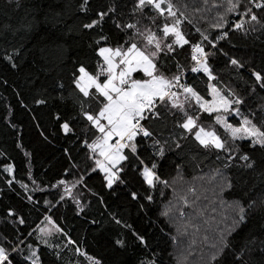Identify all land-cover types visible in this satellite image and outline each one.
I'll return each instance as SVG.
<instances>
[{
    "label": "trees",
    "instance_id": "1",
    "mask_svg": "<svg viewBox=\"0 0 264 264\" xmlns=\"http://www.w3.org/2000/svg\"><path fill=\"white\" fill-rule=\"evenodd\" d=\"M81 3L82 0H19L17 6L15 0L12 3L0 0V246L9 250L13 245L18 248V252L13 253L17 264H26L23 257L28 254L29 245L39 250L44 264H92L93 261L141 264L149 260L157 264H177L176 248L180 250L179 255L208 259L210 264H264V175L259 170L243 177L239 170L228 171L235 188L224 193V202L218 195L221 178L215 172L217 168L223 170V163L214 155L204 154L192 140L182 141L183 151H169L159 162L157 172L167 181V186L158 184L155 189L148 190L138 176L129 172L125 184L109 190L104 187L102 176L91 172L92 162L81 146L84 133L72 119L75 113L58 99L57 83L63 80L67 86L74 62L95 68L98 58H94L91 46L100 35L108 36L113 47L124 42L126 37L114 29L111 21L103 25V31L97 26L89 32L82 25L95 11L106 10L112 5L117 6L123 19H130L127 12L131 9V0H90L87 14L81 11ZM172 3L178 15L185 18L182 28L192 42L199 41L200 32L212 38L218 36L219 30L213 25L219 22L221 15L229 24L237 21L234 14L226 11L228 0H172ZM258 15L264 19V13ZM229 36L230 39L220 41L225 51L250 62L258 71L264 69V28L257 25V31L247 35L229 31ZM6 55L13 59H5ZM190 55V48L186 46L177 50L176 59L189 65ZM176 59L166 64L173 72ZM224 62L222 56L212 58L218 82L241 92L245 98V113L264 109V92L252 94L247 88L251 83L250 73L236 76L234 70L225 68ZM12 63L17 67L13 68ZM204 81L206 78L202 74L195 78L202 92H206ZM186 82H193L192 73H187ZM37 99H46L48 103L38 105ZM57 114L61 115L59 121ZM64 120L75 127V134H63L59 125ZM200 122L206 128L212 124L206 114ZM220 132L223 135L222 129ZM66 151L70 155H66ZM8 164L14 166L13 177L4 171ZM66 171L70 173L67 177ZM81 175L85 183L77 185L73 192L85 206L84 212L77 215L76 205L70 199L51 210L45 207V200L53 203L58 200L51 185L65 178L72 182ZM6 179H15L17 183L9 187ZM21 183L28 185L27 193L20 187ZM37 188L46 191H34ZM132 192L138 194V200L131 199ZM146 193L152 195L151 202L145 199ZM189 194L201 197L208 205L215 199L218 211L225 215L216 217L217 223L224 220L228 226L223 245L220 249H212L210 254L204 245L200 248L181 242L182 231H177L172 225L173 218L170 219L174 210L165 208L173 199L168 205L180 211L178 197ZM28 195L35 203L28 202ZM236 202H242L247 209L243 223L238 222ZM250 203L253 207L248 209ZM225 207L228 211L223 210ZM9 209L22 217L25 224H13L12 218L7 217ZM189 209L182 205L181 214L184 216L183 212ZM45 216H50L64 233L63 236L56 233L49 239L50 244L57 246L55 251L38 243L33 231L46 222ZM116 219L122 224H116ZM133 232L143 236L147 244H139ZM68 237L76 242L75 246H66ZM118 240L124 242L122 247L117 244ZM225 243L227 248H224ZM76 247L85 255H78ZM188 258L182 264L188 263Z\"/></svg>",
    "mask_w": 264,
    "mask_h": 264
},
{
    "label": "snow or ice",
    "instance_id": "2",
    "mask_svg": "<svg viewBox=\"0 0 264 264\" xmlns=\"http://www.w3.org/2000/svg\"><path fill=\"white\" fill-rule=\"evenodd\" d=\"M15 3L18 6L19 0ZM89 7L90 0H82L81 11L87 14ZM226 11L234 14L237 21L229 24L221 15L219 22L213 25L219 35L212 38L200 32L198 42L190 41L185 35L182 28L185 18L178 15L172 0H131V9L127 12L130 19H123L117 6L112 5L106 10L95 11L83 22V29L91 32L97 26L103 31V25L111 21L114 29L126 37L122 44L113 47L108 36L100 35L91 46L94 58H98L95 68L74 62L67 86L63 80L57 83L58 99L75 113L72 119L84 133L81 146L87 150V158L92 162L91 172L102 176L104 187L112 190L116 185L125 184L129 172L138 176L148 190L155 189L158 184L167 186V181L157 172L159 162L169 151H183L182 141L188 140L194 141L204 154L214 155L223 163V170H215L216 176L221 178L218 195L222 202L224 193L235 188L228 171L239 170L241 177L257 170L264 175V109L245 113L244 96L231 85H221L212 66V58L222 56L225 68L234 70L236 76L250 73L251 83L247 85L250 93L264 92V69L258 71L250 62L237 58L220 45V41L230 39L229 31L247 35L257 31V25L264 28V19L258 15L264 13V0H228ZM117 16L121 18L117 19ZM145 20L148 23H144ZM186 46L191 52L189 65L176 59L177 50ZM5 59L11 61L13 57L6 55ZM173 59H176L174 72L166 67L167 61ZM11 66L17 67L15 63ZM189 71L193 74L192 83L186 82ZM199 74L206 78V92L195 83ZM36 103L45 105L48 101L37 99ZM205 114L212 121L207 128L200 122ZM56 119L61 120V115L57 114ZM59 127L65 136L75 134V127L68 120ZM66 155L70 154L66 151ZM4 171L9 177L14 176L12 164L6 165ZM69 174L66 171L64 175ZM6 183L11 187L17 181L6 179ZM84 183L83 175L72 182L59 179L51 185L58 200L55 203L45 200V207L51 210L56 204L70 199L76 205L77 215L84 212L85 206L73 192L77 185ZM20 187L27 193V184L21 183ZM34 191L46 190L37 188ZM27 199L29 203H35L31 195ZM131 199L138 200V194L132 192ZM145 199L151 202L153 197L146 193ZM253 203L248 204V209ZM235 206L238 222L243 223L247 209L242 202H236ZM7 217L12 218L13 224H25L12 209L7 211ZM44 220L46 225H38L33 231L38 243L55 251L57 246L50 244L49 238L54 232L62 236L64 233L50 216H45ZM115 222L122 224L119 219ZM133 235L139 244H147L143 236L135 232ZM117 244L122 247L124 242L118 240ZM75 245L76 242L68 237L66 246ZM28 247L29 252L23 257L26 264H44L39 250H34L31 245ZM227 247L225 243L224 248ZM75 250L78 255H85L79 247ZM17 252L15 245L11 250L0 246V264H17L13 258V253ZM92 264L100 262L93 261ZM141 264H157V261H141Z\"/></svg>",
    "mask_w": 264,
    "mask_h": 264
},
{
    "label": "rangeland",
    "instance_id": "3",
    "mask_svg": "<svg viewBox=\"0 0 264 264\" xmlns=\"http://www.w3.org/2000/svg\"><path fill=\"white\" fill-rule=\"evenodd\" d=\"M211 9V7L209 6ZM147 159V157H145ZM192 193V192H191ZM178 201L180 202V211L174 209L168 204L173 203V199H171L166 204V210L170 208L174 210L173 215L171 214L170 219L172 221L177 231H182L180 236L183 237L181 240L182 243H185L189 246L194 244L200 248L207 247L209 249V254L212 252V249H220L223 245V240L225 239L227 223L224 220H221L220 223L216 222L217 215L220 218H223L225 215L221 214L218 211V203L215 202V199L209 201V205L205 203L201 197H195L191 194L178 197ZM182 203V204H181ZM187 205L190 207L188 212H183L185 215H181L182 213V205ZM223 210L228 211V208L225 207ZM46 222L41 225L45 226ZM54 234L49 238L51 239ZM180 240V239H178ZM177 248L174 252V258H176L177 264H182V262L188 258L187 254L178 253ZM187 260V259H186ZM211 260H199L197 257L188 258V263L186 264H210Z\"/></svg>",
    "mask_w": 264,
    "mask_h": 264
},
{
    "label": "built area",
    "instance_id": "4",
    "mask_svg": "<svg viewBox=\"0 0 264 264\" xmlns=\"http://www.w3.org/2000/svg\"><path fill=\"white\" fill-rule=\"evenodd\" d=\"M189 73H191V72L189 71Z\"/></svg>",
    "mask_w": 264,
    "mask_h": 264
}]
</instances>
